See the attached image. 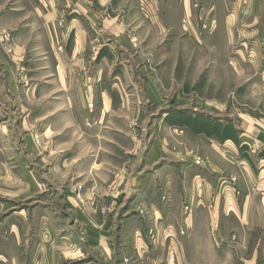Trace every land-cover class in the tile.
<instances>
[{
    "label": "rangeland",
    "instance_id": "obj_1",
    "mask_svg": "<svg viewBox=\"0 0 264 264\" xmlns=\"http://www.w3.org/2000/svg\"><path fill=\"white\" fill-rule=\"evenodd\" d=\"M8 1L11 9L32 12L23 0ZM249 1L190 0L185 7L184 0H115L131 40L146 51L148 73L155 74L156 51L172 46L179 22L191 16L196 35L182 33L165 60L177 63L180 84L161 85L157 101L143 77L127 76L124 89L137 101L111 107L100 103L96 88L95 116L80 115L76 126L68 114L46 119L48 132L42 126L33 138L34 158L21 164L35 179L34 191L20 184L19 198L0 208V264H252L251 238L243 245L184 240L176 197L164 180L167 168L205 165L212 149L204 137L231 140L243 151L251 144L250 134L240 141L242 124L264 122V0H252L253 26L241 22ZM63 10L66 19L72 9ZM85 108L93 110L91 102ZM222 175L214 194L229 206L239 203L237 176ZM9 198L0 191V202ZM178 201L187 217L188 196ZM259 249L260 258L264 245Z\"/></svg>",
    "mask_w": 264,
    "mask_h": 264
},
{
    "label": "crops",
    "instance_id": "obj_2",
    "mask_svg": "<svg viewBox=\"0 0 264 264\" xmlns=\"http://www.w3.org/2000/svg\"><path fill=\"white\" fill-rule=\"evenodd\" d=\"M23 1L32 12L20 11L18 4L11 9L8 0H0V187L8 188V192L0 191L12 198L0 202L1 210L19 198L20 184L24 191H34L35 179L21 164L34 158L37 147L33 138L42 126L48 132L46 119L68 114L76 126L80 115L95 116L96 88L100 103L108 106L115 100L137 101L136 94L124 89L127 76L131 80L135 75L143 77L152 98L159 101L161 85L180 84L177 63L165 66L167 57L176 53L174 43L182 33L192 38L197 32L188 14L179 22L176 35L173 33L172 46L156 51L153 74L147 72L146 51L131 40L135 35L125 30L127 18L114 10L115 0ZM189 1L184 0L183 6L188 7ZM255 5L249 1L250 13L242 16L241 22L252 26L258 22L253 18ZM63 9H72L66 19ZM6 33L9 41L4 40ZM159 34L164 36L162 30ZM85 102H91L93 110H87ZM98 116L103 118L105 113ZM242 126L246 131L240 141L250 134L246 144L251 145H246V150L241 151V146L231 140L204 137L212 149L205 155V165L187 164L173 173L167 168L164 180L167 186L171 184L176 197V218L187 234L184 240L200 237L208 241L234 239L236 243L239 239L237 244L243 245L244 239L251 238L253 248L247 262L263 264L264 256L257 255L259 246L264 245V232L260 231L264 230V122ZM222 174L237 176L242 197L239 203L229 206L214 194ZM183 196H188L190 204L187 217L178 201ZM239 260L244 261L242 254Z\"/></svg>",
    "mask_w": 264,
    "mask_h": 264
},
{
    "label": "built area",
    "instance_id": "obj_3",
    "mask_svg": "<svg viewBox=\"0 0 264 264\" xmlns=\"http://www.w3.org/2000/svg\"><path fill=\"white\" fill-rule=\"evenodd\" d=\"M197 163H198V162H197ZM234 180H235V179H234L233 177H231L230 179H228V182L231 183V184H234V183H235ZM226 186H229V185L226 184Z\"/></svg>",
    "mask_w": 264,
    "mask_h": 264
}]
</instances>
